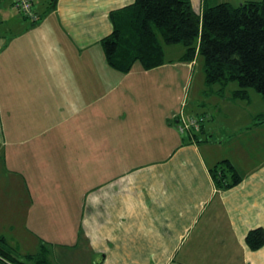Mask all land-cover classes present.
Instances as JSON below:
<instances>
[{
    "label": "crops",
    "instance_id": "obj_1",
    "mask_svg": "<svg viewBox=\"0 0 264 264\" xmlns=\"http://www.w3.org/2000/svg\"><path fill=\"white\" fill-rule=\"evenodd\" d=\"M134 1L33 0L35 21L14 16V3L0 0V142H36L26 166L22 152L0 166V174L23 179L0 181L11 192L0 198V228L13 234L0 244L18 260L0 256V264H54L52 253L58 264H264V246L246 243L250 230L264 228V100L251 91L249 99H234L238 86H228L215 103L198 102L195 111L205 120L196 139L178 129L185 104L138 103L143 87L130 86L136 73L163 75L165 68H193L195 60L182 61L186 49L176 44L165 45L160 67L129 73L111 67L100 43L113 31L110 13ZM234 1L249 0L192 4L202 14L208 5ZM100 119V134L83 131ZM92 137L100 141L93 149L99 179L92 173L74 182L62 198L35 178L45 153L61 156L54 147L45 152L42 142H72L75 164L90 158ZM225 159L242 180L220 189L211 169Z\"/></svg>",
    "mask_w": 264,
    "mask_h": 264
},
{
    "label": "trees",
    "instance_id": "obj_2",
    "mask_svg": "<svg viewBox=\"0 0 264 264\" xmlns=\"http://www.w3.org/2000/svg\"><path fill=\"white\" fill-rule=\"evenodd\" d=\"M110 19L113 31L100 43L107 63L114 69L129 73L137 63L145 70L160 67L166 63L165 45L181 44L186 49L182 61L204 56L208 86L218 84V91L224 94L231 83L237 82L234 99H249L254 89L264 100V0L237 6L229 2L208 5L202 14L196 12L192 0H135L112 11ZM259 118L264 119V113ZM203 122L199 129L188 131L193 133L190 139H196ZM211 172L220 189L234 187L242 180L228 159ZM0 240L4 242L5 238ZM246 243L252 250L262 248L264 228L250 230ZM0 256L18 263L1 244Z\"/></svg>",
    "mask_w": 264,
    "mask_h": 264
},
{
    "label": "rangeland",
    "instance_id": "obj_3",
    "mask_svg": "<svg viewBox=\"0 0 264 264\" xmlns=\"http://www.w3.org/2000/svg\"><path fill=\"white\" fill-rule=\"evenodd\" d=\"M11 1V5L13 3V0ZM234 3H237L234 1ZM241 4V3H240ZM239 5L238 3L235 4V6ZM15 6V4L13 5ZM12 6V7H13ZM21 16L22 18L25 17V15L16 7L14 11V16L18 15ZM22 21L24 19H21ZM176 45V44H175ZM175 45H167L166 48H169L171 46ZM179 46H183L179 44ZM174 48V47H172ZM172 50V49H170ZM176 51H169L168 52V57L169 58H175L176 57ZM169 62V61H168ZM179 69L182 70V74H177V76H172L170 77L168 75V71L173 72L174 70ZM135 70H144L141 67L140 63H137L135 66ZM187 70V74L186 71ZM193 71V72H192ZM136 72V71H135ZM155 72V71H154ZM165 74L163 75H158L155 73H145L143 75H136L132 77L131 79V85L134 86L135 88L140 86L143 87L141 92L135 93L137 96L138 103H157L158 105H162L165 103H171L175 102L179 103V107H183L185 104V118H189L190 116H198L196 113V105L198 102L202 101H207V102H216L218 98L222 97L220 96V92L218 91L219 85H213V86H208L206 84V73H205V59L204 56L201 54H198L195 58V65L193 68L187 67H171L169 69H164ZM167 81V82H166ZM238 86L237 82L231 83L227 90H231L232 87ZM185 87H187L188 93L187 96ZM251 93L254 96H258V98L261 95L254 89L250 90ZM255 100V99H254ZM263 100V99H262ZM264 102V101H263ZM131 105H136L135 102L129 103V110H131L132 106ZM100 111L99 110H94V113L91 116V120L94 121L95 119L99 118L95 112ZM67 112V111H66ZM100 119L97 122H93L92 125L87 126V133L91 135L95 134H100L103 131V128L105 127L101 123ZM60 128L64 129V131L67 129V126H61ZM28 144L25 146H20V145H5L3 142H0V161L1 167H9L11 164V159H17L19 160V156L17 158H12L13 155H19L21 152L25 155L24 160V166L27 165V161H30L32 158L28 157L29 150L31 149V145H34L36 142H27ZM41 143V142H39ZM38 143V144H39ZM44 144V150L45 152H49L51 148H55L60 150L61 156L60 157H50L47 156V153H45V157L43 158V172L39 174L38 178L40 182L49 184L53 186L54 192L53 193H59V195L62 198L68 197L72 194L73 191V184L74 182L77 183H85L86 179L88 176L92 175H98L99 179V171H100V158L99 156V149H95L97 146L100 145V141L93 139L91 142H86L88 144V148H91V156L90 158L86 157H78L77 159H82V162H76L73 164L70 162L73 160V158H69V151H70V146L72 145V142H68V140H61V141H48V142H42ZM84 144V142H83ZM29 146V147H28ZM72 147V146H71ZM84 159H90V162H87V164L84 163ZM141 159V158H139ZM143 159V158H142ZM26 161V162H25ZM14 162L12 161V165ZM7 174V173H5ZM9 176V177H8ZM21 173L18 174L17 176L11 177V175L4 176L0 174V181L3 183H15L16 180H20L22 182V178L20 179ZM41 177V179H40ZM31 180V179H30ZM2 184L0 183V198L9 196L11 192L7 189L1 188ZM14 191V190H13ZM43 192V189H42ZM79 192V190H78ZM44 195L47 196L49 195L48 189L44 191ZM0 237L7 238L8 241H11V237L13 234L11 233V230H5L3 228H0ZM42 239V238H41ZM43 240V239H42ZM41 240V241H42ZM48 245L49 249L53 250L59 247H55L51 245L50 243L46 242ZM53 258L52 262L54 264H58V259H59V254L58 253H52Z\"/></svg>",
    "mask_w": 264,
    "mask_h": 264
},
{
    "label": "built area",
    "instance_id": "obj_4",
    "mask_svg": "<svg viewBox=\"0 0 264 264\" xmlns=\"http://www.w3.org/2000/svg\"><path fill=\"white\" fill-rule=\"evenodd\" d=\"M13 3L26 17L37 20L33 10V0H13ZM204 120L205 118L200 116H190L189 118L181 117L178 122V129L183 133L199 129Z\"/></svg>",
    "mask_w": 264,
    "mask_h": 264
}]
</instances>
